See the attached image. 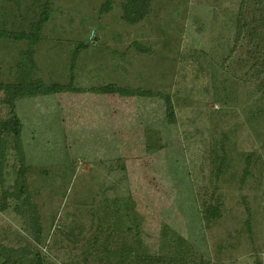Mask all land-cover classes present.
<instances>
[{
  "label": "rangeland",
  "instance_id": "374dc122",
  "mask_svg": "<svg viewBox=\"0 0 264 264\" xmlns=\"http://www.w3.org/2000/svg\"><path fill=\"white\" fill-rule=\"evenodd\" d=\"M104 1L0 0V82L69 89L16 99L29 201L6 197L0 244L48 264H111L103 249L122 239L189 264H264V95L253 44L235 37L240 0H151L133 24ZM3 156L0 207L20 166L10 144Z\"/></svg>",
  "mask_w": 264,
  "mask_h": 264
},
{
  "label": "trees",
  "instance_id": "16d2710c",
  "mask_svg": "<svg viewBox=\"0 0 264 264\" xmlns=\"http://www.w3.org/2000/svg\"><path fill=\"white\" fill-rule=\"evenodd\" d=\"M114 0H105L101 5V11L108 12L111 10ZM151 0H123L122 10L123 18L133 24L142 20L148 12ZM237 40L240 38H248L253 44V57L255 75L257 76L256 88L264 95V0H240L238 8L236 32ZM138 50L143 48L137 46ZM29 63L33 65V60L29 57ZM253 67V66H251ZM28 72H22L17 83H2L0 82V92L4 94L2 102L7 104L11 113V117L0 119V157H4L7 147L10 146L15 150L20 166L17 168V177L14 181V189L11 192H6L3 195L1 209L6 206V197H12L16 200L21 196L24 198L22 202L29 201L28 197L26 173L29 171L25 164V153L22 146L21 132L22 123L15 113L16 99L31 96L36 94L57 93L68 91L66 85L55 82L44 83L42 80H31ZM103 92H113L124 95L149 94L151 91L133 90L127 87H118L115 84H108L101 88ZM166 116L169 122L174 121V108L168 95H165ZM220 162H222L220 160ZM223 164V163H222ZM218 171H222V165L218 167ZM203 214L205 219H214L221 215V202L217 199V204H204ZM31 216L28 218L27 224L30 233L36 242L41 240V224L38 214L31 210ZM79 232H81L79 230ZM137 244L139 239L135 240ZM118 245V244H117ZM115 250V251H114ZM104 252L112 253L108 259L111 264H189L190 261L186 257L178 256H159L149 255L140 252L139 244H129L126 239L119 242L117 248L111 249L107 246L103 249ZM0 264H48L47 259L39 253V251H31L25 247H6L0 244Z\"/></svg>",
  "mask_w": 264,
  "mask_h": 264
}]
</instances>
